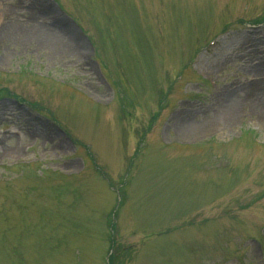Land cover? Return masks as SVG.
<instances>
[{
	"label": "rangeland",
	"instance_id": "1",
	"mask_svg": "<svg viewBox=\"0 0 264 264\" xmlns=\"http://www.w3.org/2000/svg\"><path fill=\"white\" fill-rule=\"evenodd\" d=\"M261 65L264 0H0V264H264Z\"/></svg>",
	"mask_w": 264,
	"mask_h": 264
},
{
	"label": "bare ground",
	"instance_id": "2",
	"mask_svg": "<svg viewBox=\"0 0 264 264\" xmlns=\"http://www.w3.org/2000/svg\"><path fill=\"white\" fill-rule=\"evenodd\" d=\"M8 26V25H7ZM5 25H2L1 28L3 29H6L7 31L9 30L8 27ZM26 29L28 30V33L26 32V36H28L29 38L30 37H33V38H37L39 41H45V42H50L51 40L54 41V44L55 42L57 43V47L58 48H63V49H66L65 47H71L66 41L63 40L62 37H59L60 36V33L63 35L62 32H65V30H61V31H55L53 33L50 32V30L48 31H45L42 26H39L38 28L35 27L33 24L28 23V26L26 27ZM47 29H50V28H47ZM65 37V36H64ZM60 42V43H58ZM72 48V47H71ZM258 71V75H260L259 79H263L262 84H264V65H261L259 66V68L256 70ZM239 88H241L240 86H238ZM237 88H234V90H231V91H225L224 93L226 94V96L230 97V99L232 100V106L230 107V114H232L234 116L235 114V109H236V106H237ZM178 121V123L180 125H186V124H190L189 123V119H188V116L185 114L184 110H182V113L179 112L176 114V117H175ZM180 120V122H179ZM208 124V123H206ZM209 125V124H208ZM215 125V124H213Z\"/></svg>",
	"mask_w": 264,
	"mask_h": 264
}]
</instances>
